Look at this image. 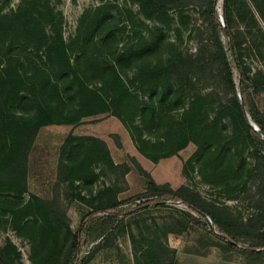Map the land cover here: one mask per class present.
<instances>
[{
    "label": "trees",
    "instance_id": "trees-1",
    "mask_svg": "<svg viewBox=\"0 0 264 264\" xmlns=\"http://www.w3.org/2000/svg\"><path fill=\"white\" fill-rule=\"evenodd\" d=\"M94 1L99 4L81 15L75 34L66 41L61 13L51 0H20L8 12L4 9L9 0H0V215L19 237L31 242L33 264H86V248L96 233H107L102 239L107 246L108 235L126 217L152 205L163 206L166 200L169 206L181 202L198 216L181 211L196 226L223 240L227 250L242 252L247 264H256L264 255V225L253 228L251 219L244 223L226 205L208 201L186 186L158 185L145 172L140 193L118 200L116 189L105 187L90 195V211L76 230L70 228L57 195L42 198L28 192V156L40 128L76 125L83 118L108 114L154 161L193 142L197 149L189 163H199L207 184L222 193L244 194L252 181L250 197L258 196L254 206L264 211V112L252 97L259 84L248 67L241 66L239 51L245 38L237 32L229 39L230 0L224 4V27L218 19V0H126L138 7L137 12L109 0ZM189 8L206 17L212 45L183 53L165 31L173 29L179 37L188 28ZM251 28L258 30L257 24L247 30ZM221 36L229 39V53ZM166 47L170 50L164 57ZM194 83L210 92H184ZM219 89L224 96L216 104L208 101ZM144 131L155 137L160 150L144 149ZM98 164H114L103 140L66 136L56 178L67 184L70 200L86 201L80 182L91 185ZM127 203L135 205L120 209ZM138 235L147 240L142 232ZM244 238L251 242L238 246ZM130 240L136 242L132 233ZM20 259L10 240L0 246V264H22ZM134 264L178 262L155 236L135 250Z\"/></svg>",
    "mask_w": 264,
    "mask_h": 264
},
{
    "label": "rangeland",
    "instance_id": "rangeland-1",
    "mask_svg": "<svg viewBox=\"0 0 264 264\" xmlns=\"http://www.w3.org/2000/svg\"><path fill=\"white\" fill-rule=\"evenodd\" d=\"M19 1L9 0L4 12L16 8ZM109 1L137 12L138 7L131 5L126 0ZM51 4L61 13V33L64 40L67 41L75 34L81 15L88 8L98 5L99 2L94 0H51ZM224 4L225 0L217 2L218 14L222 16V19ZM228 8L231 13L229 39L231 41L235 39L237 32L245 38L239 51L242 54L241 66L248 67V74L258 82L259 88L255 93H252V97L254 103L264 112V0H230ZM186 14L190 17L188 28L182 30L179 37L173 29L166 30L168 41L183 53H194L198 47L210 48L212 42L206 17L202 16L201 11L194 8H189ZM227 14L225 13L226 19ZM173 15L175 16L176 13ZM147 23L150 26L155 24L149 21ZM253 24H257L258 30L251 28L249 32L247 27ZM223 25H225L224 20ZM229 39L227 36H221L227 52ZM164 49L162 53L165 57L170 49L168 47ZM232 71L234 79L237 80V68L234 67ZM129 75L131 76V72ZM210 89H204L200 83H194L192 90L184 89V92L205 94L209 93ZM216 91L219 94L214 93L207 97V100L213 104H216L219 97L224 96L221 89ZM185 102L187 103V99ZM210 115L212 117L213 113L210 112ZM69 133L103 140L114 163L111 167L102 164L94 165L96 178L91 185L80 182L82 185L81 194L86 199L83 202L70 200V190L67 188V184L63 181L57 183L56 172L60 147ZM143 135L148 139L144 142V149L147 152H150L152 148H155V151L160 150V146L154 144L155 137L148 135L145 131ZM151 145L156 146L152 147ZM196 149L197 146L193 142H189L176 153L154 161L136 148L123 124L116 117L108 114L83 118L76 125L44 126L40 128L28 156V192L42 198H51L57 195L65 209L70 228L76 230L82 217L90 211L88 204L90 195L105 187L115 188L118 200L140 193L146 185L143 175L145 172L158 185H168L171 189L186 186L208 201L226 205L232 214L240 217L244 223L251 219V227H263L264 211L254 206L258 196H255L254 199L250 197L255 189L253 182H248V192L244 194L222 193L220 189L210 186L203 180L198 162L189 163V159ZM246 159L251 161L247 156ZM167 202L168 200L163 206H149L126 217L117 229L108 235L107 246L103 244L102 240L107 233H96L95 235H98L93 236L86 248V254L89 256L86 264H134L135 250L141 246L144 247L147 241L155 236L169 247L178 264H198L201 259L202 264H247L242 252L227 250L223 240L215 234L199 228L182 214L181 211L190 212L189 208L176 203L173 204L174 206H169L170 204L167 205ZM135 203H127L120 209L127 211L134 207ZM260 205L264 207L263 204ZM209 227L213 229L212 226L209 225ZM176 231L181 232L177 233ZM139 232H142L143 237L147 240H142L138 235ZM131 233L136 236L135 243L130 240ZM7 240H10L21 253L20 262L22 264H33L31 242L26 238L19 237L16 231L9 227L6 218L0 215V246H4ZM249 241L247 238L240 239L238 246H246ZM256 264H264V255Z\"/></svg>",
    "mask_w": 264,
    "mask_h": 264
},
{
    "label": "water",
    "instance_id": "water-1",
    "mask_svg": "<svg viewBox=\"0 0 264 264\" xmlns=\"http://www.w3.org/2000/svg\"><path fill=\"white\" fill-rule=\"evenodd\" d=\"M218 19H219L220 24L224 27V25H223V19H222V16H221L220 14L218 15ZM250 125H251L256 131H258V128L256 127L255 124H253L252 122H250Z\"/></svg>",
    "mask_w": 264,
    "mask_h": 264
},
{
    "label": "built area",
    "instance_id": "built-area-1",
    "mask_svg": "<svg viewBox=\"0 0 264 264\" xmlns=\"http://www.w3.org/2000/svg\"><path fill=\"white\" fill-rule=\"evenodd\" d=\"M177 205H182V206H184V207H186L185 205H183L181 202H178V203H176ZM176 206V205H175ZM185 212H189V211H185ZM189 213H192L194 216H197L195 213H193L192 211H190ZM198 217V216H197ZM207 222H209L210 223V220L207 218Z\"/></svg>",
    "mask_w": 264,
    "mask_h": 264
},
{
    "label": "crops",
    "instance_id": "crops-1",
    "mask_svg": "<svg viewBox=\"0 0 264 264\" xmlns=\"http://www.w3.org/2000/svg\"><path fill=\"white\" fill-rule=\"evenodd\" d=\"M198 264H202V259L199 261V263Z\"/></svg>",
    "mask_w": 264,
    "mask_h": 264
}]
</instances>
